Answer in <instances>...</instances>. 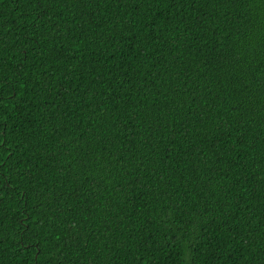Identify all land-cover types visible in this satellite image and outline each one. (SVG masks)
<instances>
[{
    "label": "trees",
    "instance_id": "16d2710c",
    "mask_svg": "<svg viewBox=\"0 0 264 264\" xmlns=\"http://www.w3.org/2000/svg\"><path fill=\"white\" fill-rule=\"evenodd\" d=\"M0 264H264V0H0Z\"/></svg>",
    "mask_w": 264,
    "mask_h": 264
}]
</instances>
